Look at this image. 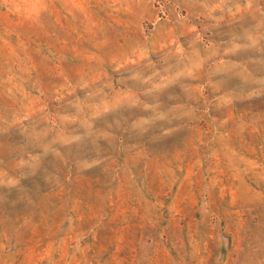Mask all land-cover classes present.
<instances>
[{"label": "rangeland", "instance_id": "obj_1", "mask_svg": "<svg viewBox=\"0 0 264 264\" xmlns=\"http://www.w3.org/2000/svg\"><path fill=\"white\" fill-rule=\"evenodd\" d=\"M0 264H264V0H0Z\"/></svg>", "mask_w": 264, "mask_h": 264}]
</instances>
